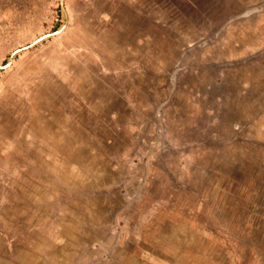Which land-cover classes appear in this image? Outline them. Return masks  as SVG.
I'll list each match as a JSON object with an SVG mask.
<instances>
[{"label":"rangeland","instance_id":"374dc122","mask_svg":"<svg viewBox=\"0 0 264 264\" xmlns=\"http://www.w3.org/2000/svg\"><path fill=\"white\" fill-rule=\"evenodd\" d=\"M0 0V264H264V0Z\"/></svg>","mask_w":264,"mask_h":264},{"label":"water","instance_id":"95a60500","mask_svg":"<svg viewBox=\"0 0 264 264\" xmlns=\"http://www.w3.org/2000/svg\"><path fill=\"white\" fill-rule=\"evenodd\" d=\"M59 6H60V9H61V11H62V13H63V23H62V26H61V27H63V26L65 25L66 20H67V17H66V10H65V8H64L63 0H59ZM61 27H60L59 29L53 31V32L43 33V34H41V35L35 37V38H34L33 40H31L29 43H27V44H25V45H22V46H20V47H17V48H15V49H13V50L11 51V54H10V57H9L8 61L5 62L3 65H0V68L5 67L6 65L9 64V62L11 61V56H12V55H14L15 53H17V52H19V51H21V50L27 49L28 47L32 46L33 44L37 43V42L40 41L41 39H43V38H45V37H47V36H49V35H51V34H54V33L59 32V31L61 30Z\"/></svg>","mask_w":264,"mask_h":264}]
</instances>
